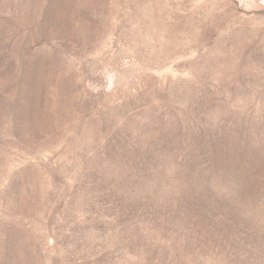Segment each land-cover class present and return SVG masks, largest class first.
<instances>
[{
    "label": "rangeland",
    "instance_id": "374dc122",
    "mask_svg": "<svg viewBox=\"0 0 264 264\" xmlns=\"http://www.w3.org/2000/svg\"><path fill=\"white\" fill-rule=\"evenodd\" d=\"M0 264H264V0H0Z\"/></svg>",
    "mask_w": 264,
    "mask_h": 264
}]
</instances>
